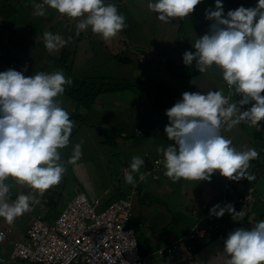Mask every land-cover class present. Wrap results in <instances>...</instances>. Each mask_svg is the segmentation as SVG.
Listing matches in <instances>:
<instances>
[{"label": "clouds", "instance_id": "clouds-1", "mask_svg": "<svg viewBox=\"0 0 264 264\" xmlns=\"http://www.w3.org/2000/svg\"><path fill=\"white\" fill-rule=\"evenodd\" d=\"M200 3L201 0H149L147 7L158 14L159 21L169 23L173 18H187ZM45 6L62 16L80 18L77 35L91 28L107 41L126 27L124 15L104 0H33V15H46ZM205 18L213 23L206 34L195 40V52L183 54V63L191 66L195 61L200 73L218 67L229 95L225 96L222 89L206 94L184 92L182 99L166 110L169 123L164 131L174 144L157 148L163 156L158 163L163 164L164 175L174 182L210 181L216 172L233 181L250 182L255 180V175L248 172L250 161L259 153L255 149L237 151L232 141L221 135V126L226 124L231 129L245 123L259 131L264 121V0H258L255 7L229 10L226 15L222 0H215V10L207 9ZM43 41L49 51L68 42L52 32H45ZM72 83L62 71L31 76L14 69L0 72V218L10 225L40 203L32 193L42 196L58 185L67 170L65 163L75 165L82 157L81 143L73 146L66 162L59 151L68 146L74 122L56 98ZM232 95L241 99L230 102ZM250 103V108L241 111ZM143 165L141 157H132L125 171L126 184L136 186V173L140 181L145 179L140 172ZM9 178L32 193H20L11 200V187L6 183ZM225 213L233 220L244 215L232 204H217L209 211L216 218ZM4 238L0 232V241ZM224 254L227 264H264V220L250 230L237 228L230 232L224 240Z\"/></svg>", "mask_w": 264, "mask_h": 264}, {"label": "rangeland", "instance_id": "rangeland-1", "mask_svg": "<svg viewBox=\"0 0 264 264\" xmlns=\"http://www.w3.org/2000/svg\"><path fill=\"white\" fill-rule=\"evenodd\" d=\"M109 2H111L110 4L114 3V1ZM127 2L128 0L126 1V3ZM224 2H227V6ZM257 2L258 0H222L225 15L229 10H235L240 6H244L245 8L255 7ZM148 3V0H138L135 6L128 7L127 12L126 6L124 5V17L126 27L120 33H118L117 36L107 41L102 39L101 36L94 34L91 31V28L82 31L77 35L76 24L79 22L80 18H68L66 16V18H64L56 10L51 9L47 6H45L46 15L44 16L33 15L34 9L32 10L31 17L29 15L28 18L34 20L37 18L33 23L31 22V20L26 21L27 19H25L23 23L21 21L20 16H18L19 27H15L18 28L19 32L22 31L20 29H24V31L27 32L30 37L31 44L33 46H39L41 48H45L44 43H42L43 34L45 32L60 34L63 40L68 41L65 44L66 48L68 49L67 52L69 54H72L73 50L75 52L74 55L72 54V65L70 71L74 75H80L99 69V71L103 72L101 74H104L106 76L108 75L107 77L111 83L117 84L115 82L117 80H114L112 77H109L108 72L106 73V71H103H108L109 66H111L110 70L114 69L115 72L124 77V81L127 80V83L131 84L133 87L138 81L137 76L140 78L139 75H141L143 77L142 79H144L143 81H145L143 82V85L138 86V89L129 88L124 89L123 91H116L112 92L111 94L105 95L101 99L102 107L104 108V110L102 109V107H95L94 110H92L88 114V119L90 123H97L100 126H114L118 129H135L134 127L139 125L143 128H154L157 125H149L147 123V115H154V113L148 112L149 106H146L147 104L142 96L145 88L149 86L153 87L152 89H150L151 91H148L151 97H154L156 94H158V89L155 88V86L170 89L172 92L182 97V94L184 92H200L202 94H206L208 91H219L221 89L224 92L225 87L223 88L222 84L213 83V88L212 85L209 86L210 80H197L194 81L192 83V86L189 88L190 81L186 85V81H183V79L177 77H174V79L170 77L171 75H169V72L171 73L174 71L173 69H176L174 72H185L182 74L183 76H188L192 78H195L196 76H202L203 78H205L213 74L216 77L222 76L221 70L216 66L210 67L205 72L200 73L195 67V61H193L191 66H186L183 63V55H179L181 51L187 48L184 43L188 44L192 51L195 52V49L193 47L194 44L192 43L195 42L197 38L202 37L209 31V27L211 23H213V21L207 20L205 18V12L209 8L215 10V0H201V3L196 6L193 13H191L187 18H183V20L186 22L184 23L185 28H190L191 30V33L187 35L185 34V36L182 32L178 31V24L174 26V24L179 21V18H173L169 23L161 22L156 18L158 14L148 9ZM117 9L119 12L121 8L117 7ZM62 19L64 21L61 24L60 21ZM197 20H199L201 24H199ZM1 21L4 20L2 19ZM1 21L0 54H4L7 51L5 49V47H7L6 45H11L13 49L15 44L14 39L16 38L18 30H15L11 26H9V24L2 23ZM171 26L174 27L171 28ZM199 28H202V30H200ZM123 31H125V33ZM126 31L127 34H132L133 37H136L135 44H143L142 47H134V57L139 58V53L146 48V52L148 54L153 53L155 48L154 46H158L157 44H161V46L159 45L161 49L169 54H166V57L164 56L165 59L167 58L166 60L168 62L156 64L158 62L156 60H158L159 58L153 53V66L149 65L151 61H149V63L147 62L145 64H141L138 62L137 59L134 60L133 56L130 63H120V61L116 57V55L119 53L117 52V49L122 46V40L119 38L122 37L120 36L122 35L121 33L123 32L124 34H126ZM173 32L177 33L174 38L183 39L180 40V43L182 44V48L184 47V49L180 47L176 49L175 45L178 43V41H176L173 47V52L169 51V43H172V41L170 40H173L174 38H171L169 40H167V38L169 33L172 34ZM125 37L126 35H124L123 39H125ZM60 48L53 51H49L48 49L42 48L43 51H41L40 53H42L43 56H45V54L47 53V55L49 54L51 57H57ZM123 48L127 52L130 46L124 45L122 49ZM7 55L10 56V54ZM175 58H181L178 63V67H174L177 63L172 64V61H174L173 59ZM3 63H0V72H4L8 69H14L16 71L23 72L24 70H28L31 68L30 62L29 66L25 69L20 67L19 65L16 67L15 64L13 66H9V62L7 64ZM166 66L171 67L172 70L167 71L165 69ZM57 68L58 67L54 65V68H51V71L54 72V70L56 71ZM99 71L97 72L98 74ZM137 71L141 72L137 73ZM180 80H182V85L180 86V88H178V86L176 87V83ZM226 93L229 94V92ZM239 99H241L239 95L231 96V102H238ZM120 101L122 102V104H120ZM123 105L125 107V110L131 113V116L127 121L125 120V118L122 119L121 117L125 116V113L119 112V106L123 108ZM132 105L134 108H132ZM249 106L251 107L252 104L250 103ZM113 109L114 111H112ZM153 111L156 112V110ZM68 113L70 114L71 112ZM159 117L161 119L163 117L164 119L166 117V114L162 112ZM122 120L126 121V126H123ZM167 122L169 123L168 117ZM158 123H160L159 129L161 130L162 128L165 129V126L168 125L166 122L162 125L161 120L158 121ZM241 124H243L244 126L249 125L245 123ZM78 125L79 123L74 121V127L72 129L69 144L67 147L60 149L59 151L61 154V159L66 162L72 154L73 146L77 143H81L82 157L75 165L65 163L67 170L58 185L53 186L52 188L47 190L42 196H40L38 193H32V190L27 186L16 184L11 178L6 181V183H8L11 187V200H15L17 195L20 193H23L25 195L32 193L36 196V198L40 200V203L38 205L33 206L32 211L34 214L40 216L43 220H45L48 224H51L54 221L58 214L64 209L66 203L76 194V191L78 190L84 191L90 199H93L95 196L99 197L102 201V205L106 204L109 201L118 199L120 196H124L126 193L131 192L132 185L125 183V172L124 170H122V168H125L126 170L129 169V165L133 156H139L142 158L146 155H158L156 147H154L153 142H150V140L146 141L145 144L143 143L144 141H141L139 142V144H136L127 141L126 138L118 136L112 144L104 145L100 143L103 137L97 134V131L92 125L88 126V124H85L80 128H78ZM136 128L139 129V127ZM258 143L264 144V138L259 140ZM258 153L259 155L264 154V152L259 151ZM140 172L142 173V168L140 169ZM159 172L160 170H156L155 174H159ZM138 174L139 173H136L135 175ZM154 177V175L152 176L151 174H145L146 181H143H145L146 183L150 181L149 184L146 185L149 193L147 192V194H139L138 191H135L133 194L134 197L132 196V199L137 200L138 198L139 200L144 197L142 200L143 202H140L141 204H139L143 216H146V219L143 220V222L141 223V227H145L147 230H149L148 228L151 227H157L158 230L164 227L163 235H165L171 232V230L173 229L172 225H169L168 229L166 228V226L170 222L171 217L164 213H161L158 206H154V199H163L162 201L168 202V208L172 211H177L176 213H174L173 217L178 220V214H180V220L185 222V218L188 217L190 214L189 209H191L192 207H198V196L202 193L207 192L205 187L210 186L207 183H210L211 180L199 181L180 179L178 181L173 182L175 187L170 188V186L167 185L165 192H163V190L157 189L159 185L155 181H153ZM150 178L152 180H150ZM160 178L167 179L168 177L162 175ZM118 180L122 182V186L119 189L116 188ZM254 186L259 188L258 192H261L264 197V178H262L261 182H258V184L256 182ZM155 187L156 189H154ZM145 199H147L150 204L148 202L144 204ZM188 207L190 208L187 211L186 209ZM28 219L29 215L25 213L23 216L17 217L14 223L10 225L3 218H0V232L7 231L10 232L9 234L17 233L18 231L22 232L27 226ZM146 221L150 223V227L145 226ZM139 222L140 221L135 217H133L131 220V224H134L136 226L139 224ZM145 228L140 233L143 236L147 237L145 243L147 247H144L145 251L151 252V250H154L157 246H160L169 241L168 239L164 240L163 236V241L157 243L154 239H152L150 235H148L147 231V235L144 233ZM138 229L139 228H137V230ZM236 229L237 226L231 224L230 226L226 227L225 232L228 235L230 232ZM177 233L178 229H173L172 234ZM5 241H7V238H4V240H2V242ZM5 245V248L7 249L10 247V245L6 243ZM212 245H216L218 250L220 248L223 249L222 251L224 253V240L222 242L215 241ZM0 248H2L1 241ZM180 249L181 251L183 250L181 246ZM182 252L184 253V251ZM218 254V257L220 258V253ZM226 255L227 254H224V260ZM204 260L205 254L203 252L196 256L195 261H187L184 258L182 262L183 264H210L207 259L206 261ZM25 262L26 261H19L16 264H26ZM220 263L221 262H219V264ZM78 264H85V261L82 259L79 261Z\"/></svg>", "mask_w": 264, "mask_h": 264}, {"label": "trees", "instance_id": "trees-1", "mask_svg": "<svg viewBox=\"0 0 264 264\" xmlns=\"http://www.w3.org/2000/svg\"><path fill=\"white\" fill-rule=\"evenodd\" d=\"M111 3V2H110ZM225 5L227 2H224ZM29 4V5H28ZM114 4V3H113ZM116 6V4H114ZM227 6V5H226ZM26 8V9H25ZM33 7L31 6V0H0V16L1 19L4 21H1L2 23L9 24L12 28L15 30H18L15 26L19 27V20L18 16H20L21 21L24 23V20L26 21L31 20L33 23L35 20L28 18L30 15L31 17V10ZM66 18L65 16H63ZM63 21H60L62 24ZM19 32L17 31L16 38L14 39V47L12 49L11 45H6L5 49L7 50L4 54H0V63H8L15 64L16 67L19 65L20 67L24 68V63L27 62L29 65H31L30 69H26L23 71L25 76H31L35 75L38 72H45V73H51V68H54V65H56L58 68L56 71H62L66 78H70L72 80V84L70 86H65V92L63 95L57 97V101L61 104V106L67 110L70 113V119L74 122H78V128H80L83 125H92L94 129L97 131V134L102 136L103 139L100 141L101 144L104 145H110L113 143V141L116 139V137L120 136L122 138H126L127 141H130L132 143H138L141 141H148L149 139H161L164 140L165 145L167 147V144H174V141L169 140L167 136L164 134V129H159L158 121L161 120V124H165L167 122V116L163 119L159 117L162 112L166 114V110L170 109L177 101L181 100L182 97L167 90L166 88H160L156 87L158 89V94H156L154 97L149 95L148 91H151L153 87L149 86L144 89L143 98L145 99V102L147 106H149V112L154 113V115H147L148 121L147 123L149 125H157L154 128L149 127H141L135 128V129H128V128H115L108 127V126H100L97 123L93 124L89 122L88 114L94 110L95 107L101 108L102 107V101L101 99L107 95L111 94L112 92L116 91H123L124 89L129 88H135L138 89V86L143 85L145 81L136 82L135 86L133 87L131 84L126 82H119L115 81V83H111L108 79V77L103 73L102 71L93 70L87 73H83L80 75H74L71 73V59L72 54L74 55V50L72 54H69L67 52L66 46H62L60 48V51L58 52V56L51 57L47 53L45 56H43L42 53H40L42 50L39 46H33L30 41V37L27 32L24 31V29ZM52 30V29H50ZM127 32V31H126ZM44 43V42H43ZM46 48V47H45ZM142 52V51H141ZM147 53L146 51H143ZM10 54L8 56L7 54ZM56 53V52H55ZM153 54V53H149ZM3 57V58H2ZM117 59L120 62L128 63L131 62L132 56L127 57L125 54L122 55L121 53H118L116 55ZM167 59V58H166ZM166 59L159 58L156 64L158 63H167L168 61ZM130 60V61H129ZM172 60V59H171ZM172 64H175L178 58L173 59ZM3 61V62H2ZM20 62V63H19ZM3 63V64H4ZM2 66V65H1ZM178 64H175L174 67H178ZM15 67V68H16ZM25 69V68H24ZM165 69L167 71H171V67L166 66ZM174 71L176 69H173ZM55 71V70H54ZM99 71V74L97 73ZM173 73L172 76L177 78H182L183 75L178 71ZM175 73V74H174ZM184 78V77H183ZM192 79V77H189L188 79ZM190 79V80H191ZM214 81L216 84H224V95L226 92H228L229 87L226 84V82L222 79H215ZM225 82V83H224ZM223 86V85H222ZM136 91V90H135ZM72 108V109H71ZM104 110V108L102 107ZM153 110H156L154 112ZM114 111V109H113ZM225 137V136H224ZM260 134H255V138H259ZM227 138V137H225ZM263 138V137H262ZM257 139L258 141L261 140ZM256 140V139H255ZM264 146V144L260 143ZM233 147V145H232ZM158 156H148L142 157L144 160V165L142 168V173L145 172V174H155L153 168V161ZM153 172H152V171ZM151 171V172H149ZM149 172V173H148ZM165 169L163 168V171L160 170L159 174H157L156 177H154L153 181H155L159 187L157 189L163 190L165 192V189L167 188V185L170 186V188L175 187L174 181L170 178L162 179L160 178L162 175H164ZM248 172L250 174L255 175V180L253 181H247L246 179H241L239 181H235V184L229 183L225 180V177H222L218 172L214 173L210 178L209 187L210 195L208 196L206 193H202L198 196L199 206L196 210V215L192 214L191 211L195 208L188 207L186 210L189 209V216L186 217V221H181V215L178 214V220L173 217L174 213L177 211H172L168 208V202L162 201L163 199H154V206H158L161 213H164L168 216H170V222L166 226V228L169 227V225H172L173 228H177L180 233L178 234V238L174 239L177 240V244L179 247H182V251H184V258L187 261H195L196 256L203 253L205 254V260L209 261L210 264H227V255L224 260V253L223 249H217L216 245H212L213 242L219 241L222 242L223 240L227 239V233L225 232L226 227L230 226L231 224L236 225L237 228H245L250 230L252 226H254L256 223H258L261 220H264V197L261 194V192H258V189L256 186H254L257 182H261V179L264 178V159L261 158V155H258L256 159H253L250 161V167L248 169ZM125 175V174H124ZM123 175V176H124ZM161 175V176H160ZM138 175L134 174V178L136 180V186L133 187L132 190L138 191V193L147 194L148 188L146 178L145 181H139ZM150 180H152L150 178ZM152 181V182H153ZM122 186V182L118 180L116 188L119 189ZM156 189V187L154 188ZM251 189V192L248 190ZM262 190V189H261ZM161 192V191H159ZM130 193V192H129ZM149 193V192H148ZM249 195V198L246 200L240 201L239 198H243L245 195ZM144 198V197H143ZM143 198L135 201V207H140L139 204H141L143 201ZM141 202V203H140ZM150 202L145 199L144 204ZM221 205L224 206L226 204H232L237 212H240L243 210L244 215L243 217H236L235 220H233L232 216L228 213H225V215L221 218H216L214 216L209 215L210 209L215 205ZM33 208V207H32ZM196 209V208H195ZM33 212V211H32ZM36 215V214H35ZM173 217V218H172ZM131 222H128V227H130ZM134 227V225H132ZM137 227V226H136ZM154 228V227H153ZM190 229L189 231L187 229ZM202 230L203 234L201 236L197 235L196 231ZM189 234H192L191 237H189ZM5 235V234H4ZM138 235V234H137ZM173 240V241H174ZM137 241L139 245L140 251L144 250L143 243L139 241V237L137 236ZM173 242L171 241L170 244ZM217 243V242H216ZM212 246V247H211ZM216 246V247H215ZM217 250V251H215ZM181 251V252H182ZM220 253V258L218 257ZM3 253L2 248H0V264H3ZM217 257V258H216ZM219 258V259H218ZM203 259V257H202Z\"/></svg>", "mask_w": 264, "mask_h": 264}, {"label": "built area", "instance_id": "built-area-1", "mask_svg": "<svg viewBox=\"0 0 264 264\" xmlns=\"http://www.w3.org/2000/svg\"><path fill=\"white\" fill-rule=\"evenodd\" d=\"M146 59V55H141V62ZM28 66L25 62L24 68ZM162 159L155 158L154 170L163 171V164L158 163ZM225 180L235 184L233 180ZM132 196L130 192L102 205L99 197L90 199L84 191L78 190L51 224L34 215L32 210L27 212L25 239L10 242L11 248L3 264H11L16 259L36 264H72L82 259L85 264H183L184 253L177 242L150 255L141 253L137 235L133 228L128 227L132 216ZM248 198L247 194L239 200ZM5 232L10 233H2ZM196 233L201 236L203 231L197 230Z\"/></svg>", "mask_w": 264, "mask_h": 264}, {"label": "crops", "instance_id": "crops-1", "mask_svg": "<svg viewBox=\"0 0 264 264\" xmlns=\"http://www.w3.org/2000/svg\"><path fill=\"white\" fill-rule=\"evenodd\" d=\"M109 1H114V4H116V7H119V8H121L120 9V14H122V15H124V9H125V7H124V5L126 6V12L128 11V7L129 6H135L136 5V3L138 2V0H128V2L126 3V1L127 0H104V2H105V4H109L110 2ZM149 1V0H148ZM32 2H33V0H31V6H32ZM36 2L37 3H39V2H42V0H36ZM29 5V4H28ZM31 10V9H30ZM33 10V9H32ZM31 10V11H32ZM125 12V13H126ZM198 15H201V14H198ZM199 18V17H198ZM61 21H64L63 19L61 20ZM198 21V23L199 24H201V22L199 21V20H197ZM63 23V22H62ZM184 23H186L184 20H183V18H179V21L177 22V23H175L174 24V26L175 25H177L178 24V31H180V32H182L183 34H184V36H185V34L187 35V34H190L191 33V30H190V28H185V26H184ZM126 24V23H125ZM174 26H171V28H173ZM187 27V26H186ZM200 30H202V28H199ZM124 33H125V31H123ZM121 33L122 35H120V36H122V37H120L119 39H121L122 40V43H121V45L122 46H120V48H118L117 49V52H119V53H121L122 55H126L127 57H129V56H135L134 55V52H133V50H134V47H142L143 46V44L142 43H139V44H135V39H136V37H133L132 36V34H127V32H126V34H124V33ZM170 32V31H169ZM171 33H169V35H168V38H167V40H169V39H171V38H174V36L177 34L176 32H173L171 35H173V36H171L170 35ZM58 35H60V34H58ZM124 35H126V37H125V39H123L124 38ZM60 37L62 38V36L60 35ZM180 40H183V39H179V38H174L173 40H170V41H172V43H169V51H172L173 52V47H174V45H175V43H176V41H178V43L175 45L176 46V49L178 48V47H180V48H182V44L180 43ZM44 41H43V39H42V43H43ZM195 42H193L192 44H194ZM191 44V45H192ZM115 45V44H114ZM124 45H127V46H130V48L127 50V52L124 50V48L122 49V47L124 46ZM158 46H154L155 48H154V51H153V53L156 55V56H158V58H162V57H166L167 55H169L168 53H166V51H163L162 49H161V44H157ZM160 45V46H159ZM184 45H186V49H184V47L182 48V49H184L183 51H181L180 53H179V55H183L186 51H192V49L189 47V45L188 44H186V43H184ZM146 47V46H145ZM43 49H47V48H44L43 47ZM140 49V48H139ZM147 50V48L146 49H143V51H146ZM140 52L139 53V55L140 56H138L139 58H137V57H134V60H138V62L139 63H141V64H145V63H149V61H151V63L149 64V65H151V66H153V59H152V55L153 54H148V53H145V52ZM193 52V51H192ZM143 54H145L146 55V57H147V59H146V61L145 62H141L140 61V57H141V55H143ZM167 54V55H166ZM149 55H150V57H149ZM165 57L164 58H162V60L163 59H165ZM181 60V58H178V60L176 61V63L178 64L179 63V61ZM130 61V60H129ZM120 63H122V62H120ZM124 63V62H123ZM128 63H130V62H128ZM124 64H127V62L126 63H124ZM111 65V64H110ZM110 68H111V66H109V68H108V71L107 70H103V71H106V73L108 72L109 73V77H112L114 80H117V81H119V82H126L127 83V80L126 81H124V77L122 76V75H120V74H118L117 72H115V70L114 69H112V70H110ZM138 72H141V71H137V73ZM183 73H185V72H181V75L183 74ZM173 74V73H172ZM172 74L169 72V75H171L170 77H172V78H174V76H172ZM175 74V73H174ZM108 76V75H107ZM140 76V78L137 76V82H142L144 79H142L143 77L141 76V75H139ZM167 77H168V75H167ZM184 77V78H183ZM181 79H183V81H186V85L189 83V81H190V83H189V88L192 86V83L194 82V81H197V80H210V84H209V86H213V83H216L215 81H214V78L215 79H220L222 76H219V77H216L214 74L213 75H210V76H207V77H205V78H203L202 76H196L195 78H190V79H188L189 77L188 76H183ZM175 79V78H174ZM178 82H180V83H178ZM177 83H176V87L178 86V88H180V86L182 85V80H180V81H178ZM225 83V82H224ZM222 85H223V88H224V84L223 83H221ZM213 88H214V86H213ZM167 90H169V91H171L170 89H167ZM172 92V91H171ZM228 92H229V90H228ZM174 93V92H173ZM229 94L228 93H226L225 94V96H228ZM262 95H264V93H262ZM230 102H231V97H230ZM254 103V102H253ZM120 104H122V102L120 101ZM147 106V105H146ZM132 108H134L133 107V105H132ZM248 108H250V106H249V104L248 105H245V106H243V108H241V110H246V109H248ZM113 111V110H112ZM119 112L120 113H125V116H121L122 117V119H124L125 118V120L127 121L128 119H129V117L131 116V113H129L128 111H126L125 110V107H124V105H123V108H121L120 106H119ZM149 112V111H148ZM148 112H146V113H148ZM125 120H122V124H123V126H126V121ZM138 121V120H137ZM134 127V126H133ZM136 127H139L140 128V125L139 126H136ZM136 127H134V128H136ZM253 129H256V127L255 126H252V125H248V126H244L243 124H239V125H235V126H233L231 129H228V127H227V125L226 124H223L222 126H221V133L223 134V136H225V137H227V139H230L231 141H232V145H233V147L237 150V151H246V150H248V149H255L257 152L259 151V152H264V146L263 145H261L260 143H258L259 141L257 140V139H260V138H264V121H261L260 122V130L259 131H257V130H253ZM260 134V137L259 138H255V134ZM164 134H165V132H164ZM166 135V134H165ZM256 139V140H255ZM150 140V142H153V144H154V147H156V149L158 148V147H161V146H163V147H165L166 148V145H165V142H164V140H161V139H158V140H156V139H153V140H151V139H149ZM144 144L146 143V140L143 142ZM144 144H143V146H144ZM155 156H158V157H162L163 158V156H162V154L161 153H158V155L156 154ZM261 158L262 159H264V154H262L261 155ZM122 170H124V171H126V169L125 168H122ZM138 180H139V176H138ZM140 181V180H139ZM207 184H209V183H207ZM206 188V191L207 192H205L208 196L210 195V187H205ZM134 190H131V193L132 194H134ZM127 194V193H126ZM125 196V195H124ZM124 196H120L119 198H121V197H124ZM96 197V196H95ZM134 197V196H133ZM133 200V199H132ZM131 200V204H132V216H131V219H130V222H131V220H132V218L133 217H135L136 219H138L140 222H139V224L137 225V228H139L138 230H137V228H135L136 227V225H134V224H130V227L131 228H133V230L135 231V233H136V235L139 237V241L140 242H142L144 245H143V247H147V245H145V243H146V236H143L142 234H140L141 233V231L142 230H144V228L143 227H141V223L143 222V220H145L146 219V216H143V213H142V211H141V209H140V207H135V204H134V200L132 201ZM113 201V200H112ZM109 202H111V201H109ZM109 202H107V203H109ZM106 203V202H105ZM106 203V204H107ZM106 204H104V205H106ZM34 206V205H33ZM197 206V205H196ZM199 206V205H198ZM196 208V209H195ZM192 211H191V213H193V214H195L196 213V210H197V207H195ZM33 213V212H32ZM34 214V213H33ZM197 214V213H196ZM195 214V215H196ZM35 215V214H34ZM132 225H134V227L132 226ZM145 226L146 227H150V223H148L147 221H146V223H145ZM16 227H18V226H16ZM164 228V227H163ZM163 228L162 229H160V230H158L157 229V227H155V228H153V227H151V228H148L149 230H147L146 228H145V231H144V233L147 235V233H146V231L148 232V235H150L151 237H152V239H154L157 243H159V242H161V241H163L162 239H163V236H164V240L165 239H168L169 241L168 242H166V243H164V244H162V245H160V246H157L154 250H151V252H149V251H145V250H142L141 251V253H143V254H145V255H150L151 253H154V251L155 250H157V249H159V248H163V247H166V246H168V245H170V243H171V241L172 242H177L178 241V234H172V231H173V229H175V228H173L172 230H171V232H169L168 234H165V235H163L164 233H163ZM25 229L26 228H24V230L22 231V232H20V231H18L17 233H12V234H9V233H7V234H5L4 236H5V238H7V241H5V242H2L1 241V246H2V253H3V258H7V255H8V253H9V251H10V248H11V241H13V240H24L25 239ZM168 229V228H167ZM188 231L190 230L189 228L187 229ZM138 231V232H137ZM21 233H22V235H21ZM178 233H180L179 231H178ZM176 238H178L177 240H174V239H176ZM174 240V241H173ZM5 243L6 244H8V245H10V247L7 249V248H5L6 247V245H5ZM149 248V247H148ZM217 258V257H216ZM219 259V258H218ZM24 262L25 260H21V259H16L15 261H13V263L11 262V264H16L17 262ZM199 262H202V261H199ZM26 264H36V263H31V262H28V261H26L25 262ZM79 263V261L77 262V263H74V264H78Z\"/></svg>", "mask_w": 264, "mask_h": 264}]
</instances>
